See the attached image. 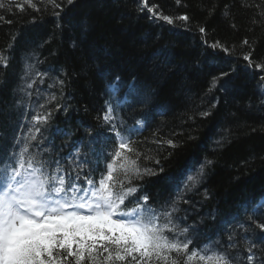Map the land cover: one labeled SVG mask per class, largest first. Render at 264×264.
<instances>
[{
  "label": "trees",
  "instance_id": "1",
  "mask_svg": "<svg viewBox=\"0 0 264 264\" xmlns=\"http://www.w3.org/2000/svg\"><path fill=\"white\" fill-rule=\"evenodd\" d=\"M4 3L11 11L0 9V54L8 60L7 68L0 67L1 156L9 155L4 150L7 134L19 152L16 141L27 134L31 116L49 111V131L41 129L47 138L42 150L72 164L78 148L94 162L87 167L103 171L104 153L111 151L113 140L98 117L106 100L114 105L104 91L105 80L119 77L123 90L129 84L136 90L125 110L113 108L123 122L121 130L150 117L141 132L125 133L139 154L137 163L159 172L158 159L164 168L133 184L142 186L154 206L163 205L176 198L185 182L178 181L174 194L167 195L171 175L183 173L204 155L213 164L207 171L206 164L199 184L184 190L175 214L180 227L196 226L190 251L209 243L223 248L230 234L237 247L229 252L240 257L233 264H243L249 242L264 249V236L246 223L249 216L264 223V216L253 215L254 206H240L264 197V90L258 87L264 72L246 70L243 59L251 51L254 62L264 63V0H150L173 18L189 16L188 22L175 25L141 13L139 0H74L72 5L64 0L59 20L48 0H32L38 11L27 0ZM17 4L24 5L23 11ZM217 41L231 55L209 47ZM230 68L235 71L210 88L213 77ZM32 79L37 82L26 96L21 89ZM53 96L56 105L50 107ZM54 127L69 135L50 134ZM169 139L177 147L168 146ZM227 218L232 222L224 226Z\"/></svg>",
  "mask_w": 264,
  "mask_h": 264
},
{
  "label": "snow or ice",
  "instance_id": "2",
  "mask_svg": "<svg viewBox=\"0 0 264 264\" xmlns=\"http://www.w3.org/2000/svg\"><path fill=\"white\" fill-rule=\"evenodd\" d=\"M63 2L48 0L57 20L63 11ZM73 2L66 0L68 5ZM27 3L39 10L32 0H27ZM139 5L141 13L168 25L190 19L187 14L176 18L166 15L158 5H150V0H139ZM16 6L23 11V4ZM4 8L11 11L10 4L0 0V9ZM198 31L203 34L205 28L199 27ZM243 43L249 44L248 40ZM209 47L231 55V50L218 41ZM251 57V51L243 56L245 69L264 72V63H256ZM7 66V57L0 54V67ZM31 68L29 65L28 72ZM234 71L233 68L221 71L219 76L213 77L210 88H215L220 80ZM118 80L119 77L116 78ZM260 80L258 87L264 90V75ZM116 81L107 86V91L119 108L129 102V96L136 90L133 84H129L128 91L121 97ZM36 82L32 79L21 91L31 96L28 90ZM60 83L62 85L63 81ZM55 99L51 97L49 103ZM113 113V104L106 100L105 110L98 119L107 126L113 143L111 151L104 153L106 163L103 171L87 167L92 162L86 156L82 157L78 148L72 156V164L62 162L48 149L42 150L47 138L41 129L49 131L52 115L49 111L31 116L27 134L16 141L21 145L19 152L0 156V264H233V261H239L238 255L229 252V249L237 247L233 235H228L227 245L223 248L209 243L200 248L193 247L190 251L196 226L180 227L175 222L184 190H190L189 184L192 187L199 184L204 164L200 165L196 175L186 177L183 189L177 188L175 199L154 206L149 203V194L133 181L162 173L163 165L158 159L154 161L159 172L140 167L137 163L139 154L132 146L130 136L125 134L132 129L122 131L120 125L123 122ZM56 132L69 135L58 127ZM165 143L172 148L177 147L171 139ZM133 155L136 159L132 158ZM206 163L211 164L212 161L207 160ZM120 176L123 178L119 179ZM256 214L264 216V198L254 202L253 215ZM246 223L264 236V223L253 216H249ZM189 229H192L191 233ZM243 264H264V249H258L249 242Z\"/></svg>",
  "mask_w": 264,
  "mask_h": 264
},
{
  "label": "bare ground",
  "instance_id": "3",
  "mask_svg": "<svg viewBox=\"0 0 264 264\" xmlns=\"http://www.w3.org/2000/svg\"><path fill=\"white\" fill-rule=\"evenodd\" d=\"M61 69V71H62V68H60ZM114 80L113 79H106L105 80V84H104V91L106 92V95L108 96L109 95V92L107 91V86L111 83V82H113ZM263 101H264V97H263ZM54 105H56V99L55 100H52L51 101V103H50V107H53ZM14 118L15 119H17L18 121H20L21 120V114H17V115H15L14 116ZM100 134L101 135H103L104 133L101 131L100 132ZM6 145L4 146V150L6 151V152H13V151H15L16 149H17V146H16V143H15V141L12 139V136H11V134H7L6 136ZM2 154H4V153H2V150H1V147H0V156L2 155ZM206 156V155H205ZM194 159H197V158H194ZM207 160H209L207 157H204V155L203 156H201L200 157V159L199 160H197V161H195L194 163H192V167H190V166H188V167H190V168H184L183 170V173L182 172H175V173H173L172 175H171V179H169V183L167 184V186H166V188H167V195H171V194H174V190H172L173 189V186H177V183H178V181H180L181 179H183V177L184 176H188V175H194V171H193V167L194 168H196V170H197V172H198V169H199V167H200V165L201 164H204V166H206V161ZM211 160V159H210ZM193 160H190L189 162H188V164L189 163H191ZM91 164H94V162H92ZM212 164L213 163H211V164H207L208 166H207V168H206V171L208 170V168L209 167H211L212 166ZM191 165V164H190ZM205 168V167H204ZM206 171H205V175H206ZM208 176H206V178H207ZM204 188H206V187H204ZM241 207H252V206H254L253 205V200H249V201H245V202H243L241 205H240ZM193 209V208H192ZM230 218H227L226 220H224L223 221V223H225V222H227L228 220H229Z\"/></svg>",
  "mask_w": 264,
  "mask_h": 264
}]
</instances>
